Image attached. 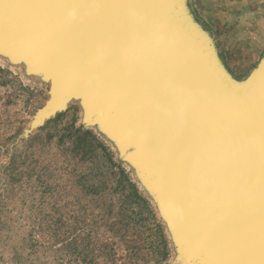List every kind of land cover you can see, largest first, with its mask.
I'll return each mask as SVG.
<instances>
[{
	"label": "water",
	"instance_id": "1",
	"mask_svg": "<svg viewBox=\"0 0 264 264\" xmlns=\"http://www.w3.org/2000/svg\"><path fill=\"white\" fill-rule=\"evenodd\" d=\"M0 47L50 81L38 121L82 91L86 125H128L121 154L155 161L194 234L184 262L264 264V62L235 84L184 0H0Z\"/></svg>",
	"mask_w": 264,
	"mask_h": 264
},
{
	"label": "rangeland",
	"instance_id": "2",
	"mask_svg": "<svg viewBox=\"0 0 264 264\" xmlns=\"http://www.w3.org/2000/svg\"><path fill=\"white\" fill-rule=\"evenodd\" d=\"M184 11L231 80L247 84L264 62V0H184ZM50 97V81L0 47V264H196L115 139L85 124L80 100L36 119ZM76 128L93 131L113 163L99 147L74 150ZM134 188L156 219L127 198Z\"/></svg>",
	"mask_w": 264,
	"mask_h": 264
},
{
	"label": "bare ground",
	"instance_id": "3",
	"mask_svg": "<svg viewBox=\"0 0 264 264\" xmlns=\"http://www.w3.org/2000/svg\"><path fill=\"white\" fill-rule=\"evenodd\" d=\"M76 93L71 94V96H73V98L80 100L82 107H83V114H84V121H88L87 117L89 116H96V114L98 113L97 108L93 105V103L91 102L89 96L85 93V92H78L75 91ZM102 122H99V128L104 131L107 135L113 137L115 139V141L117 142L118 148L120 152H123L126 145L128 144V142H130V140H134L135 139V135L128 134V125H124L121 121L120 118H113V117H109L106 118L105 120H101ZM123 124L125 126V131L126 133H123V131L121 130V127ZM94 125V124H91ZM127 160L133 164L138 171L143 172V171H152V170H157L156 169V164L155 161H153L152 159H149L148 157L144 156V154L142 153V151H138L137 154L133 155V156H129L127 158ZM151 179V183L149 184L147 182L146 177H148ZM155 176L157 177H161V174L159 172H157V174H155ZM154 174L151 172H148L147 176L144 178L143 174H142V180L145 184V186L147 187V189L149 190V192H151V194L155 193L156 197H161L162 198V202H160V205L162 207H160L161 212L163 215H165V219L167 221V224L169 225V229L171 231V234L173 237H175V239L178 241V243L180 242H184L187 247L190 245L191 241H192V237L194 236L193 232L191 231V229L186 225L185 222H183L180 219V214L177 212L176 210V204L174 205L170 199L165 196L164 190H163V186L161 185V183L159 181H157V179L155 178ZM146 180V181H145ZM151 185V186H149ZM154 191V192H153ZM170 198H174L173 196H169ZM164 204V206H163ZM165 208V210L168 213H164L163 209ZM170 209V210H169ZM170 212V214H169ZM180 238V239H179ZM203 256V255H201ZM204 257V256H203ZM206 258V257H205ZM219 264H221L220 262H218ZM215 263V264H218Z\"/></svg>",
	"mask_w": 264,
	"mask_h": 264
},
{
	"label": "trees",
	"instance_id": "4",
	"mask_svg": "<svg viewBox=\"0 0 264 264\" xmlns=\"http://www.w3.org/2000/svg\"><path fill=\"white\" fill-rule=\"evenodd\" d=\"M73 144H74V150L80 152L83 150L86 153L87 147H99L103 150L105 157H107V160L109 162L113 163V157L112 153L109 150V148L102 143L98 136L94 134L93 131L91 130H84L81 128H76L75 132L73 133ZM84 153V155H85ZM115 164V163H114ZM127 198L131 200L132 203L137 204L140 206L142 209H146L149 218L156 219L155 212L151 208V205L149 201L142 195L138 193V190L134 188L128 195ZM157 229H161V225H157ZM164 258L168 256V254H164Z\"/></svg>",
	"mask_w": 264,
	"mask_h": 264
}]
</instances>
